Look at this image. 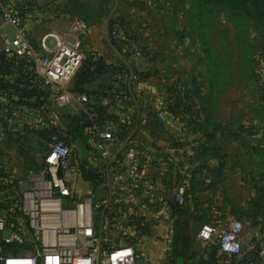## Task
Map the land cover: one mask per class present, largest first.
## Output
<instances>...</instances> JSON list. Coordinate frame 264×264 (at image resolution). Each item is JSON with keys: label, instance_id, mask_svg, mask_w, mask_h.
<instances>
[{"label": "rangeland", "instance_id": "rangeland-1", "mask_svg": "<svg viewBox=\"0 0 264 264\" xmlns=\"http://www.w3.org/2000/svg\"><path fill=\"white\" fill-rule=\"evenodd\" d=\"M40 5L34 12L43 29L48 25L52 29L59 24L70 25L73 19L86 22V56L96 41L106 50L98 51L102 60H110L116 67H121L124 60L132 72L121 70L120 75H112V81L115 79L120 85L127 81L125 74L129 73L132 88L147 84L157 93L150 107L172 112L170 124L178 127L189 123L187 117H194L211 131L216 115L221 123L218 128L233 136L229 147L225 139L219 142L224 151L231 150L232 165L227 172L237 181L229 184V189L236 192L232 199L194 198L196 187L183 182L176 169L166 189L163 188L165 197L160 212L140 216L132 229L113 227L109 235L114 244H134L142 264H163L160 247L169 233L159 232L156 226L174 224L170 207L181 185H187L188 194L184 204L178 206L188 211V225L193 223L195 231L204 223L225 229L235 220L242 225L261 221L264 210L260 213L259 193L264 196V169L249 163H254V156L264 159V16H247L230 11L226 4L204 0H44ZM262 5L264 11V2ZM70 88L73 89V83ZM67 131L66 125L58 137L65 141ZM47 141L48 138L46 144ZM226 157L225 153L220 158L224 170ZM38 171L30 173L21 167L11 170L14 190L19 192L21 183V189L36 191L41 187V183L33 181L42 177ZM248 175V189L257 196H253L247 209L245 195L238 187L243 189L242 182ZM203 246L199 250L194 244V249L203 252L207 262L208 255L218 251L217 244ZM192 259L200 261L195 256Z\"/></svg>", "mask_w": 264, "mask_h": 264}, {"label": "built area", "instance_id": "built-area-1", "mask_svg": "<svg viewBox=\"0 0 264 264\" xmlns=\"http://www.w3.org/2000/svg\"><path fill=\"white\" fill-rule=\"evenodd\" d=\"M37 4L38 0H0V79L11 77L3 73V58L14 63L11 82L18 81V89L12 93L0 86V155L6 135L16 131V118L20 115L41 125L46 112L59 132L49 137L42 177L37 181L41 187L36 191L21 189V183L20 191L14 190L9 168L0 158V198L3 193L11 195L13 205L0 210V264H142L134 244L116 245L109 235L113 227L137 225L139 217L132 219L124 208L106 198L100 199L97 206L89 198L75 199L64 174L69 171L73 151L58 137L66 127L57 119L58 111L66 109L72 114L96 117L87 96L70 88L86 58L83 42L89 25L73 19L65 34L49 31L33 45L21 12L28 5L35 9ZM26 84L47 92L46 107L25 105L18 90ZM92 130L98 164L108 174L111 170L117 174L124 191L143 189L150 197L157 190L159 213L164 191L144 175L140 154L132 142L128 138L117 140L109 129ZM133 131L128 130L127 137ZM185 192V185L177 188V205L184 204ZM239 225L222 230L213 223H204L197 238L203 244H217L218 252L225 258L221 264H264V213L254 235L262 241L259 250L253 241L243 246Z\"/></svg>", "mask_w": 264, "mask_h": 264}, {"label": "crops", "instance_id": "crops-1", "mask_svg": "<svg viewBox=\"0 0 264 264\" xmlns=\"http://www.w3.org/2000/svg\"><path fill=\"white\" fill-rule=\"evenodd\" d=\"M41 1L44 2V0H38V4L35 9L41 6ZM35 9H23L25 28L29 33L32 44L33 40L37 43L38 40L49 31L61 34L66 33L69 26L68 24L55 25L56 29H52L48 25V27L43 29V25L36 19L37 13L34 12ZM88 38L90 39V37ZM90 46L91 47L89 48H91L92 53L99 57H101L102 54L98 51H106L103 45L96 41ZM103 62L106 65H112L110 60L104 59ZM122 62H124L123 64L131 73L132 71L130 65H128L124 60H122ZM112 75L113 74L111 72L100 75L94 81L84 85L81 88L83 91L82 93H78L90 94L96 92L102 87L111 85L109 83H112ZM129 78L128 90L120 92V102L130 105V110L132 111L136 110L142 114L154 113L164 127L162 134L158 137H155L151 134V132L142 127H135L132 136L128 138L140 154V158L143 163L141 169L143 170L144 175L154 180L157 184H159L160 189L164 191L163 188L165 187L166 189V185L171 181L170 178L172 171L177 169L180 173V177L183 178V182L187 185H193L196 187L197 193L194 194V198L197 197V199L200 200L209 199L211 201H220L224 198L229 200L232 199L236 192L234 189H229V184L237 181L233 178L231 179L229 173L227 172L229 167L232 165L230 157L231 150L230 148H227V150L224 151L223 147H220L219 142L225 139L227 143L226 146L229 147L228 144L232 142L233 136H231L229 132L225 133L223 130L218 128L221 124L220 117H216V115L214 116L211 131L204 129L200 125L201 119H192L194 117H187V120H189L188 124L182 123L179 124L178 127H175L169 122L171 121V118L174 117L172 116L173 113L170 111L167 112L164 109H157L155 111L150 107V103L155 102L157 93L154 92L152 88L148 87L147 84H143L141 85V88H138L134 86V83V87L132 88V83L130 82L132 77ZM124 83L125 82H121V85H124ZM45 103L47 104V98ZM46 104L42 107H46ZM103 104H106V101H103ZM72 115H74L72 112L64 109L58 111L56 117L66 126V118ZM123 115H126V113L124 112ZM49 118L50 116L45 112V121L41 125L33 124L24 115H20L16 118L17 129L15 132L10 134H16V138L20 141V143L15 141L11 142L10 140L8 141L7 134L5 137L4 149L0 155V158L9 168L11 180L14 179L13 174H11V170L14 172L16 168L20 167L21 169H26L30 173H35L33 171L39 169L38 174L41 173L44 166V153L47 147V144L45 143L46 139L43 137H45V135L48 137L47 134L51 136L52 134L59 132V129L53 126V120ZM116 128V124L107 123V129L113 133L114 137ZM260 131L262 132V130ZM83 134L85 136L83 139L82 137L74 139L65 138V143L72 149L73 154L70 159L69 171L64 174L68 179L74 198H89L93 206H97L99 199L106 198L107 200H112V202L116 203L120 208H124L132 219L140 216H154L158 204V200H156L158 199L157 190L153 191L150 197H147L143 192V189H138L133 192H127L121 189L117 174L113 170H111L110 174H108L107 170L98 164L97 153L93 147L92 135H88L86 132H83ZM25 138H30V144L22 143ZM14 139L13 135V140ZM220 148H222L221 152ZM225 153L227 154V157L224 161V170L221 168L220 158ZM253 159L254 163H249V166L264 169V159H262L261 156H254ZM224 172H227L228 174L226 175ZM33 181L37 182L38 179L35 178ZM247 182L251 183V177L249 175L247 178H244V181L242 182L244 185L243 189L238 187V190L243 191V194L245 195L244 204L248 209L250 201L253 200V196L257 195L253 194V190L249 191ZM259 195L262 198V200H260L261 207H259L260 213H262V209L264 210V196L262 197L260 193ZM168 212H170L169 208H167V213ZM173 219L175 220V218ZM236 224V220L232 221L225 229L234 228ZM193 226V223L188 226V235L192 242L190 243V252L187 253L183 262L181 259L176 258V256L172 253L173 224L171 223L169 225L156 226L159 232L162 231L167 234L169 233V237L167 236L165 240H162L163 246L160 247L163 248L164 253L163 264H199V262L192 259V254L195 258H202L203 260L207 259L203 252L195 251L196 249H194V244L199 250L201 247H204V244L198 240L197 233L199 230L195 231ZM239 226L238 233L242 239L243 246H247L253 241L258 243L257 250H259V245L262 241L255 239L254 235L258 232L260 222L255 225L240 224ZM134 227L135 224H131V226L125 228L132 229ZM220 229L222 228L220 227ZM195 252L199 253L196 254ZM252 256L253 254L251 257ZM254 256L256 258V254H254ZM222 257L223 256L217 251L215 255L217 264H221ZM244 264H249V262L246 261Z\"/></svg>", "mask_w": 264, "mask_h": 264}, {"label": "trees", "instance_id": "trees-1", "mask_svg": "<svg viewBox=\"0 0 264 264\" xmlns=\"http://www.w3.org/2000/svg\"><path fill=\"white\" fill-rule=\"evenodd\" d=\"M207 3L211 2H220L222 4H226L230 11L232 12H242L247 16L251 17H262L264 16V11L262 10V2L264 0H204ZM26 9H33L32 5H28ZM24 12V11H23ZM23 12L22 15H23ZM115 27V26H114ZM2 62L6 65V69L3 70V73L6 72V76H11L9 79L2 80L0 79V86L4 89H9L12 93L14 90H17L18 81H12L13 70L15 69L14 63L4 60ZM128 71L127 67L122 64L121 67H116L114 65H106L101 57L89 53L87 54L85 60L83 61L81 67L77 71L74 79H73V91L76 93H82V87L100 75L105 74L107 72H111L114 76L120 75L121 70ZM124 75V73H122ZM127 75V81L124 85H118L115 83V79H113V84L108 85L106 87H102L98 89L94 93H84L88 100L89 104L92 107V112L96 115L95 118H89L86 114L77 113L74 114L67 119L68 131L66 133V139H74L85 137L83 132L89 134H93V127L99 129H107V123L116 124V132L115 138L117 140L127 139L128 130H134L135 127H142L145 130L151 132L152 135L158 137L162 134L164 127L161 121L154 113H140L130 110V105H126L125 103L120 102V92L124 90H128V78L129 73ZM142 77V75H141ZM18 93L21 94V97L25 99V105L33 106V107H42L46 104L47 92L39 87H34L26 84V87L18 90ZM103 101H106V104H103ZM124 112L126 115H123ZM129 113V116H128ZM172 113V112H171ZM14 135V140H13ZM8 134V141L11 142H19L17 140L16 134ZM45 135L43 138L49 139ZM13 140V141H12ZM44 140V139H43ZM30 144V138H25L22 142ZM25 151V150H23ZM22 151V152H23ZM27 151V150H26ZM21 152V153H22ZM187 191L185 193V199L187 198ZM1 192V191H0ZM3 192V191H2ZM9 194L3 193L2 198H0V210H6L12 208L13 205L10 201ZM170 209L172 210V214L175 216V221L173 224V244H172V253L176 256V258L181 259L183 262L185 256L187 255L190 249V238L188 235V221L187 217H190L188 211L181 206H178L174 203L172 204ZM216 251H213L208 255V261L206 262L202 258H200L199 264H217L215 259ZM193 257V254H192Z\"/></svg>", "mask_w": 264, "mask_h": 264}, {"label": "water", "instance_id": "water-1", "mask_svg": "<svg viewBox=\"0 0 264 264\" xmlns=\"http://www.w3.org/2000/svg\"><path fill=\"white\" fill-rule=\"evenodd\" d=\"M95 220V219H94Z\"/></svg>", "mask_w": 264, "mask_h": 264}]
</instances>
